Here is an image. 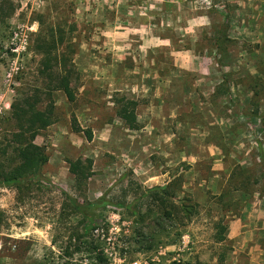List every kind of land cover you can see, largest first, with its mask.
Listing matches in <instances>:
<instances>
[{
	"label": "rangeland",
	"instance_id": "374dc122",
	"mask_svg": "<svg viewBox=\"0 0 264 264\" xmlns=\"http://www.w3.org/2000/svg\"><path fill=\"white\" fill-rule=\"evenodd\" d=\"M226 12L235 43L221 57L212 41ZM50 26L75 44L77 99L54 93L57 120L35 140L49 155L43 178L21 196L0 185V264H67L53 244L77 224L60 220L65 193L119 198L132 181L146 188L175 182V200L191 198L199 214L156 227L146 206L140 217L99 209L94 236L109 264H264V194L258 185L228 191L235 168L258 173L264 149V127L247 115L256 89L245 79L264 82V0H0V153L16 131L14 105L45 90L35 45ZM224 72L233 73L230 93L220 95ZM122 95L140 102L138 130L116 115ZM86 158L93 175L82 194L68 160ZM135 196L130 191L127 201ZM221 220L224 243L214 239ZM83 257L75 261L89 263Z\"/></svg>",
	"mask_w": 264,
	"mask_h": 264
},
{
	"label": "trees",
	"instance_id": "16d2710c",
	"mask_svg": "<svg viewBox=\"0 0 264 264\" xmlns=\"http://www.w3.org/2000/svg\"><path fill=\"white\" fill-rule=\"evenodd\" d=\"M223 14L224 21L220 25L212 45L214 51L221 57H226L229 55L228 45H233L235 41L228 34L232 22L230 13ZM69 34L61 26H50L40 31L35 48L41 55L39 71L45 90L42 92L37 89L38 93L27 97L19 105H14L13 118L16 121V131L12 133L11 144L1 149L0 185L14 186L20 196L43 178L42 170L49 161L46 148L37 144L35 140L42 130L57 120L54 93L56 91L63 92L70 102L77 99L76 89L80 76L73 57L76 47L71 42ZM232 74L223 73V81L218 87L220 95L230 93ZM245 79L254 82L251 87L256 89L251 100L254 108L251 112H247L248 118L250 120L259 119L264 127V111L260 109V102L264 98V82L261 78L253 76H248ZM39 92L44 93V98L47 100L44 109L39 108L43 100ZM139 104L138 100L123 95L117 101L116 115L132 130L142 127L137 112ZM74 121L76 122V119ZM74 130L80 132L83 129L77 125ZM85 134L89 140L92 139L91 130H86ZM258 158L257 174L242 167L234 169L228 182L230 186L228 191L250 192V186L258 185L264 194L263 148L260 149ZM68 162L69 170L75 176V190L85 194L87 182L93 175L92 159L86 158L84 161L69 159ZM175 190V182L146 188L140 183L132 181L122 189L123 194L119 198L107 199V196L104 195L96 201H91L84 196L80 200L66 192L60 220L76 219L77 224L69 228L67 238L62 241L61 245L57 236L54 238L53 244L58 245L60 251L69 258L67 264H82L75 261V256H84L83 258L89 260L87 264H109L110 260L101 242L94 236V232L101 227L103 220L102 210H98L113 205L126 210L133 216L140 217L142 212L140 206H146L147 213L157 214L156 227H161L166 222H175L179 219L182 221L183 218H187L189 221L193 216L199 214L200 204L193 202L191 198L181 202L175 200ZM130 191H135L136 196L133 201L128 202L127 197ZM228 191H224L217 198L223 201ZM216 228L215 241L226 242L228 240L225 235L228 228L227 223L221 220L217 223Z\"/></svg>",
	"mask_w": 264,
	"mask_h": 264
},
{
	"label": "built area",
	"instance_id": "2783aa9c",
	"mask_svg": "<svg viewBox=\"0 0 264 264\" xmlns=\"http://www.w3.org/2000/svg\"><path fill=\"white\" fill-rule=\"evenodd\" d=\"M134 264H137V263H134Z\"/></svg>",
	"mask_w": 264,
	"mask_h": 264
}]
</instances>
